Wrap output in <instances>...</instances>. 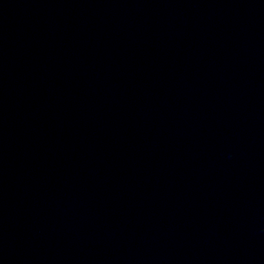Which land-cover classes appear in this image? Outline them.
<instances>
[{"label": "water", "instance_id": "obj_1", "mask_svg": "<svg viewBox=\"0 0 264 264\" xmlns=\"http://www.w3.org/2000/svg\"><path fill=\"white\" fill-rule=\"evenodd\" d=\"M0 264H264V0H0Z\"/></svg>", "mask_w": 264, "mask_h": 264}]
</instances>
